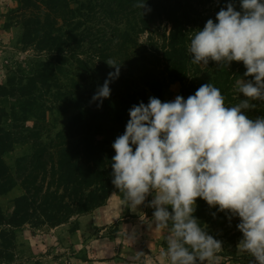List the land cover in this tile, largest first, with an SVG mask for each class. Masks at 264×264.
I'll list each match as a JSON object with an SVG mask.
<instances>
[{"label": "rangeland", "instance_id": "374dc122", "mask_svg": "<svg viewBox=\"0 0 264 264\" xmlns=\"http://www.w3.org/2000/svg\"><path fill=\"white\" fill-rule=\"evenodd\" d=\"M200 2L201 7L198 9L202 17L213 18V21H216V13L221 8L226 9L229 3L235 10L241 11L240 0ZM111 3L107 0H70L68 3L70 8L77 11L73 16L71 13L64 15L66 19L57 12H50L52 18L57 21L55 26L61 29L64 36H67L72 28H76L75 32L87 31L86 40L81 41L78 36L72 43L61 46L59 50L50 51L42 50L43 47L39 48L36 42L25 45L21 41L23 35L21 22L25 16L19 13L18 0H0V85H5L11 80L14 83L11 86L18 89L17 95L5 98L6 103L0 101V106H5L8 113L5 117V127L13 130L17 139L12 148L4 154L9 173L16 182L13 192L0 197L6 218H10L13 211L12 199L26 192L22 183L23 174L24 171L27 172L29 163L37 159L35 157L40 154L38 150L48 147L57 139L59 133L68 134L71 121H75L79 116L82 118L76 121L73 130L77 132L70 137V142H77L83 131V121L88 120L86 127L103 132L98 137L107 142V147L113 148L115 138L125 131V125L130 118L128 110L141 101L147 104L150 96L157 97L162 102L173 100L176 95L187 98L189 88L200 78L219 88L228 106H233L244 98L243 94L235 90L237 79H248V76H244L246 68L242 62L233 61L228 66L216 65V62L211 60L208 65L194 64L189 52L187 80L184 83H169L164 79V89L162 95L158 97L150 88L139 82L138 76L141 72L150 70H157L161 77L167 76L161 53L166 44L165 38L172 28L171 22L158 17L147 24L139 23L136 27L138 32L133 31L135 20L132 15L125 16V13L122 14L123 11L118 12L117 5L112 6ZM40 6L44 11L42 14L44 17L49 10L42 3ZM94 8V12L98 11V14L91 16ZM102 10L108 11V15H104ZM18 14L21 16L17 17ZM90 17L92 18L88 21L87 18ZM139 28L142 30H138ZM198 29V26L189 28L188 46ZM119 30L121 32L131 30L128 41L125 42L121 36L116 35L119 34ZM106 60L120 63V71L118 78L109 84L110 96L104 98L102 104L97 106L98 101L92 99L93 95L108 78V73L115 71ZM52 63L55 64L56 70V73L52 74L53 78L39 82L36 90L24 95L22 90H28L25 86L29 76L41 68L42 64L49 66ZM219 70L224 73V77L222 76L219 84H216L214 81L218 78ZM241 72L243 75H240ZM226 81L227 83H224ZM225 86L228 89H225ZM66 96L80 98L82 105L77 107L70 100H65ZM25 100L29 103L27 112H23L21 105ZM14 105L16 109L12 110L11 106ZM122 112L124 116L119 122L117 118ZM112 192L120 194L118 189ZM112 203L117 206V201L113 200ZM98 208L93 209L96 213H92L91 210L84 214H76L68 222L56 226L38 220L18 227L15 258L10 263L0 261V264H84L83 261L89 259L101 262L105 260L103 264H113L112 258L121 250L125 237L128 242L132 240L134 244L132 248L128 243L130 252L139 253L136 258L126 259L124 264H140L142 257L139 255L149 250L140 246L141 226H145L144 223L131 220L128 214L122 216L116 214L113 219L99 222L98 219H94L100 212ZM99 225L102 226L100 228L102 230H98ZM73 226L78 228L72 233ZM224 231L223 228H216L211 233L222 243L216 264H250L254 258L246 252H240L237 247L241 237L237 238L235 248L232 241L228 242L230 235H225ZM219 232L224 237L218 238ZM74 233L81 237L72 239L71 235ZM132 233L134 238H130ZM159 238L162 242L166 240H162L164 236Z\"/></svg>", "mask_w": 264, "mask_h": 264}, {"label": "clouds", "instance_id": "9594fccd", "mask_svg": "<svg viewBox=\"0 0 264 264\" xmlns=\"http://www.w3.org/2000/svg\"><path fill=\"white\" fill-rule=\"evenodd\" d=\"M137 6L145 9L146 0ZM240 7L229 3L216 22L209 18L191 37L188 52L194 64L242 62L244 76L252 77L235 81L244 98L228 106L212 83L187 98L162 102L150 96L128 110L125 131L112 143L111 183L133 212L152 196L148 225L167 230L162 255L169 264H216L222 243L193 215L198 197L230 214L229 220L239 217V251L254 258L250 264H264V115H248L254 101L264 103V0H240ZM106 62L115 71L93 95L97 106L119 76L120 63Z\"/></svg>", "mask_w": 264, "mask_h": 264}, {"label": "trees", "instance_id": "16d2710c", "mask_svg": "<svg viewBox=\"0 0 264 264\" xmlns=\"http://www.w3.org/2000/svg\"><path fill=\"white\" fill-rule=\"evenodd\" d=\"M69 1L18 0L19 13L25 16L21 22L23 28L21 41L25 45H32L36 42L39 48L43 47L42 50L57 51L61 46L72 43L78 36L81 41L86 40L87 31L75 32L76 28H72L70 33L64 36L61 29L55 26L56 19L50 15V12H57L64 19H66L64 15L68 13L73 16L77 9L70 8ZM200 1L146 0V9H141L137 6L139 0H107L108 3L113 2L112 6L117 5L118 12L123 11L122 14L125 13V16L132 15L131 17L135 20L133 31H137L136 27L139 23L147 24L158 17L166 18L171 22L172 28L165 38L166 44L161 53L167 76L161 77L157 70L141 72L138 76L139 82L150 88L158 97L162 95L164 79H167L169 83H184L187 80L189 28L198 26L199 29H202L209 19L201 15L198 9L201 7L199 6ZM40 3L46 5L49 10V13L44 17ZM149 8L150 10H148ZM94 10L95 8L92 9L91 16L98 14V11L94 12ZM145 10L147 11L145 12ZM101 12L106 15L108 11L102 10ZM19 15L17 17L21 16ZM91 18H87V20L90 21ZM79 21L82 23L81 20ZM76 27L79 28L78 23ZM138 30H142V28ZM116 35L121 36L126 42L131 36V30L123 32L119 30V34ZM54 65L53 63L49 66L42 64L41 68L29 76V81L25 86L28 90L20 89L24 91L23 94L26 95L32 90H36L39 82L51 80L52 74L56 73ZM240 75H243V72ZM222 76L224 77V73L221 70L217 71L218 78H215L214 83L219 84ZM251 78L248 76V79ZM205 83L209 82L198 78L189 88L188 96L194 94ZM12 84L14 83L8 80L5 85H0V98H3L0 100L1 102L6 103L5 98L17 95L18 89L13 88ZM225 89L228 88L225 86ZM64 99L70 100L77 107L82 105L80 98L66 96ZM254 103L257 104V107L251 109L248 115L253 118L264 115V103L259 101H254ZM28 104L27 100L21 103L23 112L28 111ZM11 109H16V106H11ZM7 115L6 107L0 106V197L8 195L16 186L4 159V154L12 148L17 140L13 130L5 127L4 122ZM123 116L122 112L121 115H118L117 120L120 122ZM80 118L82 117L79 116L75 121H71L68 134L59 133L57 139L51 142L48 147L38 150L40 154L35 157L37 159L29 163L27 172L24 171L25 174H23L22 183L26 192L12 199L13 211L10 218L5 217L0 203V261L3 263H10L15 258L14 249L18 227L26 223H35L38 220L51 226L66 223L76 214H84L103 206L111 191L116 190L111 183V157L115 155V151L113 148L107 147V142L98 137L103 132L90 129L89 126L86 127L88 120H84L80 138L77 142H70V137L77 132L73 129L76 121H79ZM15 129L17 131L18 127L16 126ZM41 159L44 161H40ZM193 215L198 218L201 226L209 234L213 233L216 228H223L224 234L230 235L228 242L232 241L236 248L237 238L242 237V233L236 227L239 217H232L229 220L230 214L218 212L216 207H210L201 198L197 200L196 211ZM77 228L78 226H73L72 232ZM221 237L224 235L219 232L218 238Z\"/></svg>", "mask_w": 264, "mask_h": 264}, {"label": "crops", "instance_id": "0c3cea01", "mask_svg": "<svg viewBox=\"0 0 264 264\" xmlns=\"http://www.w3.org/2000/svg\"><path fill=\"white\" fill-rule=\"evenodd\" d=\"M11 192H13V190ZM108 198L109 199L106 205L104 204V206L98 208L100 212L96 217L94 216V219L96 218L98 219L99 222H103L109 219H113L114 217H116V214L119 216H122L123 214H128V217L131 220L144 223L145 226H141L142 231H141L140 240L142 241V243L140 244V246L142 245L143 248H147L149 250L139 255L140 257H142V262L140 264H169L168 259L164 255H162V253L167 249V230L160 229L154 225L153 226L148 225V221H150L154 209L147 206V200L152 199V196L151 195L148 196L145 204L138 206V210L136 212L131 211L127 206L123 205L122 193L117 194L115 192H112ZM113 200L117 201V206H114V203H112ZM92 213H96V210H93ZM89 215L92 216L91 213ZM140 217H144V218L148 217V218H145L144 221H142ZM100 225L98 227V230H102L100 229L102 228V226ZM163 236L164 238H162V240L163 239L166 240L162 242L160 240L161 238L159 237H163ZM79 237L81 236H79L77 233L71 235L72 239L73 238L79 239ZM123 240H124V245H121V250H118L116 252L117 254H115L114 257L112 258L113 264H124V262H126V259H130L132 257L136 258L137 254L139 253V251L130 252L129 244L132 245L131 246L132 248H134V244H132L131 242L132 240L131 241L129 240L130 242H128L127 237H125ZM83 262L84 264H93V263L103 264L102 262H106V261L104 260L101 262V261H96V260L93 261L92 259H89L88 261L86 260Z\"/></svg>", "mask_w": 264, "mask_h": 264}]
</instances>
